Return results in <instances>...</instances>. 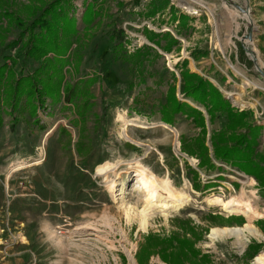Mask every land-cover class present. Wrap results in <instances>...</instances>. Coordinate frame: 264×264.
Returning a JSON list of instances; mask_svg holds the SVG:
<instances>
[{
    "label": "rangeland",
    "instance_id": "374dc122",
    "mask_svg": "<svg viewBox=\"0 0 264 264\" xmlns=\"http://www.w3.org/2000/svg\"><path fill=\"white\" fill-rule=\"evenodd\" d=\"M29 1L40 0H8L5 10L15 11ZM162 1L71 0L78 32L72 38L70 52L80 60L77 68L69 66L65 79L74 82L95 76L89 87L92 106L82 132L91 150L85 160L76 154L73 144L81 131L73 122L76 116L72 106L62 109V101L47 110V115L38 111L40 127L30 120L27 124L21 121L11 131L10 117L3 115L0 264H139L136 253L145 234L184 233L174 218L189 219L199 229L202 237L194 246L208 256L210 264H256L255 258L264 253V212L252 220L262 236L246 234L241 241L223 234L211 240L208 235L212 227H239L247 220L241 213L228 214L207 202L213 194L226 199L244 191L261 210L264 185L236 168L219 164L223 176L219 185L194 190L191 168L199 172L201 185L218 175L200 170L198 159L181 151L182 138H194L200 128L183 115H177L173 124L163 123L158 112L173 74L176 95L181 98L182 68L208 79L235 110H249V119L264 125V0H203L213 15L199 0H167L165 8L148 17L151 7L163 5ZM180 2L195 6L199 13H186ZM88 3L99 15L84 30L80 17ZM171 5L189 17L180 23L172 21ZM0 22L5 25L6 21L3 18ZM113 28L124 30L127 54L140 47L149 52L143 63L114 59L122 48L114 51ZM147 31L158 35L151 40ZM17 33L18 28L11 26L5 42ZM15 51L3 50L9 54ZM29 62L32 68L37 65ZM203 112L206 144L210 146L211 133L222 129L227 118L224 113L210 118ZM137 121L150 128L131 125ZM61 127L70 133L67 146ZM122 130L127 131L130 140L121 137ZM256 152L264 156V127ZM104 162L114 163V168L105 176L97 175L96 167ZM136 162L147 166L158 178H168L173 186L186 189L191 196L179 209L156 208L145 230L140 228L139 217H128L124 208L132 205L141 210L145 204L144 193L134 177ZM6 179L8 185L4 187ZM210 214L214 220L207 217ZM250 244L258 245L251 256L247 254ZM147 264L168 263L151 255Z\"/></svg>",
    "mask_w": 264,
    "mask_h": 264
},
{
    "label": "trees",
    "instance_id": "16d2710c",
    "mask_svg": "<svg viewBox=\"0 0 264 264\" xmlns=\"http://www.w3.org/2000/svg\"><path fill=\"white\" fill-rule=\"evenodd\" d=\"M8 0H0V21L4 18L5 25L0 22V127L2 117H10L8 127L15 130L19 122L30 123L40 127L38 111L47 115L52 106L59 104L66 109L71 105L73 114L79 125L78 139L73 147L78 156L85 160L91 150L85 134L84 122L86 121L92 106L90 102V85L95 76H89L70 82L65 79V74L73 64L77 68L80 57L70 52L72 38L77 34L76 20L71 13V0H50L38 3L29 1L17 6L15 11H7ZM167 0H163L161 6L153 5L148 17L155 16L165 8ZM155 2L153 1L152 4ZM90 5V6H89ZM17 9V10H16ZM99 15L97 10L86 4L80 17L82 29L92 26L93 20ZM170 17L172 21L180 23L189 16L171 5ZM11 26L18 28L15 38L5 42L7 31ZM84 29V30H86ZM148 36L157 37L158 34L147 31ZM114 42V51L119 49L114 59L131 61L139 65L145 61L149 52L143 48H137L132 53L125 52V35L122 28H113L111 33ZM13 54L4 53L5 49H14ZM74 51V50H73ZM29 61L37 62L35 67H30ZM18 68L15 69V66ZM181 98L176 95V77L172 75V81L168 84L165 101L160 105L158 112L160 120L166 124H173L177 115H183L195 126L199 127V133L189 140L182 138L181 151L188 157L198 159V168L207 174L216 175L213 180L201 185L199 172L191 168L192 187L201 191L217 186L223 180L222 165L225 164L238 171L253 176L264 185V156L258 155L256 147L262 134L264 125L249 119V110H235L230 101L208 79L181 68ZM193 104V105H192ZM203 110L213 118L216 113H224L227 121L218 132L211 133L210 146L206 144V128ZM73 125V124H72ZM239 129L242 131L237 132ZM66 138L65 146L71 141L70 133L60 128ZM214 220L215 216H207ZM173 222L183 229L184 233L172 232L167 236H161L154 232H148L139 243L136 259L139 264H147L151 255H158L168 264H210L206 254H201L195 248V241L202 237L199 229L194 228L189 219L174 218ZM253 249V252L250 251ZM258 249V245L250 244L247 254L251 256Z\"/></svg>",
    "mask_w": 264,
    "mask_h": 264
},
{
    "label": "bare ground",
    "instance_id": "6f19581e",
    "mask_svg": "<svg viewBox=\"0 0 264 264\" xmlns=\"http://www.w3.org/2000/svg\"><path fill=\"white\" fill-rule=\"evenodd\" d=\"M198 3L201 4L203 7L207 8L210 14L213 15L212 8L210 7L207 1L199 0ZM180 6L186 13L192 15L199 13L198 8L193 5L180 2ZM246 16L248 17L247 13ZM250 43L251 42H249V44ZM253 56H255V53H253ZM160 124L166 128L168 127V125L166 124ZM123 125H127V122L125 120H123ZM131 125L142 129L150 128L149 126L139 121L132 122ZM121 135V137H123L125 140H130V136L126 130H122ZM135 167L136 168L134 169V177L139 185V191H142V193H144L143 196L145 197V204L141 210L135 209V207H133L132 205H128L124 208L128 217H130V215H137L139 217L141 229L145 230L147 228L149 219L156 208L159 207L162 211H167L170 208L179 209L191 199L190 193L186 189H181L173 186L168 178H158L144 164L136 162ZM19 168L20 167H17V169ZM113 168L114 163L104 162L96 167V174L100 176H105L108 172L112 171ZM249 180L250 183L254 182L253 178H248V181ZM111 187L112 185L110 186V188ZM253 195H255V193H253ZM207 202L211 205L220 206L221 210L225 211L228 214L241 213L245 216L247 220L243 226L239 227H212L210 234L208 235L211 240H216L219 236L223 234L235 236L238 240L241 241L246 239V234L254 235L256 237L262 236L259 230L252 224V220L255 217H262L264 208L259 210L253 204L252 198L249 197L244 191L229 196L226 199H223L221 196L213 194L207 198ZM134 210H136L135 214ZM255 263L264 264V253H261L255 258Z\"/></svg>",
    "mask_w": 264,
    "mask_h": 264
},
{
    "label": "water",
    "instance_id": "95a60500",
    "mask_svg": "<svg viewBox=\"0 0 264 264\" xmlns=\"http://www.w3.org/2000/svg\"><path fill=\"white\" fill-rule=\"evenodd\" d=\"M247 37H248V39H251V28L249 30V33H248Z\"/></svg>",
    "mask_w": 264,
    "mask_h": 264
},
{
    "label": "crops",
    "instance_id": "0c3cea01",
    "mask_svg": "<svg viewBox=\"0 0 264 264\" xmlns=\"http://www.w3.org/2000/svg\"><path fill=\"white\" fill-rule=\"evenodd\" d=\"M6 185H8V182H7V179H6V182L3 183V186L5 187ZM6 189V188H5Z\"/></svg>",
    "mask_w": 264,
    "mask_h": 264
},
{
    "label": "built area",
    "instance_id": "2783aa9c",
    "mask_svg": "<svg viewBox=\"0 0 264 264\" xmlns=\"http://www.w3.org/2000/svg\"><path fill=\"white\" fill-rule=\"evenodd\" d=\"M77 12H80V11H77ZM60 227V226H59ZM60 231V230H59ZM59 231H58V233H59Z\"/></svg>",
    "mask_w": 264,
    "mask_h": 264
}]
</instances>
